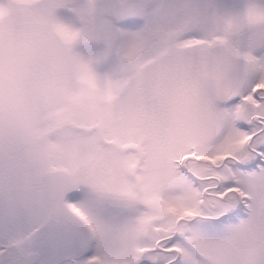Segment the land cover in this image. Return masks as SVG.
<instances>
[{"label":"snow or ice","instance_id":"6c2138e0","mask_svg":"<svg viewBox=\"0 0 264 264\" xmlns=\"http://www.w3.org/2000/svg\"><path fill=\"white\" fill-rule=\"evenodd\" d=\"M57 6L77 11L67 3ZM156 12L124 0L95 30L128 58L147 52L145 59L156 57L151 62L165 66L160 83L174 88L175 97L156 96L153 103L170 114L168 131L142 157L135 139L119 131L106 139L74 136L78 143L95 142L102 182L67 175L39 199L18 182L20 194L0 201V264H264V56L241 53L227 41L241 24L264 28V8L250 6L243 17L223 20L225 35L210 37L199 34V12L192 6L174 9L178 23L137 28ZM81 14L90 17L91 7ZM56 31L66 45L56 50L60 63L77 62L88 88L89 122L74 125L112 127L110 96L97 91L94 61L71 46L81 33ZM255 41L264 47V32ZM85 188L102 189L128 210L152 215L117 229L115 245L92 254L105 226L77 203ZM150 190L161 192L163 202ZM25 234L29 249L21 254L13 241Z\"/></svg>","mask_w":264,"mask_h":264},{"label":"rangeland","instance_id":"374dc122","mask_svg":"<svg viewBox=\"0 0 264 264\" xmlns=\"http://www.w3.org/2000/svg\"><path fill=\"white\" fill-rule=\"evenodd\" d=\"M23 2L31 3V0H23ZM76 2L84 10L91 7L90 19L93 26L102 29L107 12L124 0H76ZM135 2L151 5L157 9L156 14L151 15L147 20H141L137 26V28L147 27L153 30L178 23L179 18L174 13L175 8L195 7L199 12V34L204 37L217 34L220 28L218 21L241 18L250 6L264 8V0H135ZM64 15L69 17L68 12ZM261 32H264L261 26L241 24L240 27L227 33L228 46L241 53L252 51L257 57L264 56V47L255 41ZM147 55V52H137L128 58L122 46L113 47L102 36H98V39L92 42L87 58L94 61L97 91L106 97L110 96L113 125L110 128H83L73 125L78 129L73 137L79 136L86 140L89 137L106 139L113 132L119 131L122 135L135 139L142 157L146 149L168 131L167 120L170 119V114L154 105L153 98L156 96L174 98L175 89L160 83L159 78L166 71L165 66L152 63L151 61L156 57L145 59ZM237 59L239 70L243 71L244 61L242 57ZM82 133H90V135H82ZM104 139L98 141L101 147H106ZM71 147L74 156H79L83 152L89 160L98 162L95 142L78 143L73 139ZM53 151L57 159L65 155V150L57 145H53ZM56 168L61 167L41 162L38 170L43 180L35 184L26 175V164L22 157L10 154L0 147V201L18 196L21 190L17 185L20 181L27 186V191L33 189L37 199L47 195V177L49 172ZM64 170L68 172L67 169ZM142 175L149 176L151 173L143 172ZM148 194L152 199L163 202L161 192L150 190ZM77 203L105 226L103 237L93 245V254H100L102 250L107 251L115 245L118 238L117 229H130L139 219L152 215L148 210L139 207L128 210L114 200H103L89 194H85L84 199ZM27 241L28 234L13 241L21 254L29 249Z\"/></svg>","mask_w":264,"mask_h":264},{"label":"clouds","instance_id":"9594fccd","mask_svg":"<svg viewBox=\"0 0 264 264\" xmlns=\"http://www.w3.org/2000/svg\"><path fill=\"white\" fill-rule=\"evenodd\" d=\"M60 3L77 11L66 17V8L53 7ZM81 10L76 0H0V147L22 157L26 175L35 184L43 180L38 170L41 162L67 169V175L102 182L103 169L98 162L83 152L74 156L71 147L78 131L73 122H89L83 73L77 62L61 64L56 55L57 49L66 47L56 30L66 28L81 33L71 46L87 59L98 35L90 17L82 16ZM218 23L217 34L225 35V22ZM221 54H227V49ZM53 145L65 150L62 158H56ZM85 194L110 199L102 189L85 188Z\"/></svg>","mask_w":264,"mask_h":264},{"label":"water","instance_id":"95a60500","mask_svg":"<svg viewBox=\"0 0 264 264\" xmlns=\"http://www.w3.org/2000/svg\"><path fill=\"white\" fill-rule=\"evenodd\" d=\"M61 173L67 175V172L61 169L53 170L48 175L47 191L50 193L51 189L62 182L64 178L61 177Z\"/></svg>","mask_w":264,"mask_h":264},{"label":"flooded vegetation","instance_id":"af4514ba","mask_svg":"<svg viewBox=\"0 0 264 264\" xmlns=\"http://www.w3.org/2000/svg\"><path fill=\"white\" fill-rule=\"evenodd\" d=\"M93 252H94V251L92 250V254H93Z\"/></svg>","mask_w":264,"mask_h":264}]
</instances>
